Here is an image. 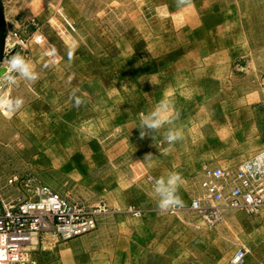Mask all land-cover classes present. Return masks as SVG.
Listing matches in <instances>:
<instances>
[{
  "label": "rangeland",
  "instance_id": "1",
  "mask_svg": "<svg viewBox=\"0 0 264 264\" xmlns=\"http://www.w3.org/2000/svg\"><path fill=\"white\" fill-rule=\"evenodd\" d=\"M32 4L33 31L8 33L7 50L24 55L39 79L8 85L0 77V97L23 100L14 111L0 105V170L34 174L97 220L96 229L73 240L43 233L33 245L35 264H231L244 246L245 264H264V210H229L209 227L190 209L195 198L211 202L200 188L205 165L235 172L241 163L233 156L201 162L209 149H223L203 146V130L182 131L181 142L165 138L179 122L215 121L242 90L259 92L264 113V0ZM40 35L44 41L36 43ZM51 46L58 56L49 65L44 52ZM207 50H222L219 66L205 64ZM209 71L217 81L204 80ZM165 98L178 114L173 123L158 132L141 128ZM242 149L249 156L255 148ZM172 172L183 180L182 206L165 210L153 185Z\"/></svg>",
  "mask_w": 264,
  "mask_h": 264
},
{
  "label": "built area",
  "instance_id": "2",
  "mask_svg": "<svg viewBox=\"0 0 264 264\" xmlns=\"http://www.w3.org/2000/svg\"><path fill=\"white\" fill-rule=\"evenodd\" d=\"M59 13L67 28L75 30L62 10ZM31 20L36 25L35 19ZM38 39L43 43L42 35L35 37L36 43ZM200 188L211 202L205 204L195 198L190 209L200 214L209 227L220 224L229 210L252 215L262 212L264 150L242 162L235 172L205 165ZM96 228L94 212L73 203L34 174L14 173L6 177L0 170V264H35L33 245L43 233L65 241ZM249 252L245 246L238 249L231 264H245Z\"/></svg>",
  "mask_w": 264,
  "mask_h": 264
},
{
  "label": "crops",
  "instance_id": "3",
  "mask_svg": "<svg viewBox=\"0 0 264 264\" xmlns=\"http://www.w3.org/2000/svg\"><path fill=\"white\" fill-rule=\"evenodd\" d=\"M3 3L8 33H11L13 30L20 33L21 31L17 30L18 28L24 30L29 27L33 31L34 27L30 20L34 7L32 0H3ZM221 51L210 50L208 52L207 50L204 57L205 64L210 67L219 66L220 62L217 61V55ZM213 60L215 61L214 63L212 62ZM210 67L208 69L211 71ZM210 71V74H207L208 79H204L205 81L212 82L214 80L213 77H218L211 74ZM237 94H239V97H237ZM244 94L243 90L237 92L235 106L232 109L222 108L218 113L221 117L215 119L213 122H211V119L194 125L179 122L177 128L176 126L173 128L180 132L191 129L203 130V146L209 148L219 146L223 148L219 154H213L211 149H209V152L204 154L201 162H216V157L223 156L230 158L233 156L232 161L242 163L264 150V113L260 111L258 106L260 102L259 92L252 89L247 95ZM172 99L174 98L172 97ZM171 104L174 106L173 103ZM213 124H215L217 130L219 129L218 135L213 136ZM178 141L181 142L180 139ZM245 147L255 149L251 151L252 153L249 156H245V152L242 149ZM186 161V159H181V162ZM79 239H76V244L80 241Z\"/></svg>",
  "mask_w": 264,
  "mask_h": 264
},
{
  "label": "clouds",
  "instance_id": "4",
  "mask_svg": "<svg viewBox=\"0 0 264 264\" xmlns=\"http://www.w3.org/2000/svg\"><path fill=\"white\" fill-rule=\"evenodd\" d=\"M39 39L37 43H39ZM44 55L49 57V65L55 64V58L58 56V50L55 46H51L44 52ZM68 58H72V52L69 50ZM0 77L5 78L8 85H15L18 83V78L26 81H36L39 79V73L36 71L33 64L21 54L11 55L7 59V63L0 67ZM80 103L77 100V105ZM23 104L22 98H7L0 97V105L7 108L8 111H14L20 108ZM170 104L167 98L160 101L157 107L145 114L139 125L143 129H152L158 132L165 125H171L178 114L170 112ZM145 133L142 132V135ZM166 140L169 143L175 142L182 138V133L179 130L169 129L166 135ZM166 153H163V155ZM183 180L179 173L172 172L166 177L157 179L153 185V196L158 199L159 207L161 209H168L169 207L182 206V201L178 196V191L182 185Z\"/></svg>",
  "mask_w": 264,
  "mask_h": 264
},
{
  "label": "water",
  "instance_id": "5",
  "mask_svg": "<svg viewBox=\"0 0 264 264\" xmlns=\"http://www.w3.org/2000/svg\"><path fill=\"white\" fill-rule=\"evenodd\" d=\"M7 34L5 7L3 0H0V67H3L1 64L15 53V49L7 50Z\"/></svg>",
  "mask_w": 264,
  "mask_h": 264
}]
</instances>
